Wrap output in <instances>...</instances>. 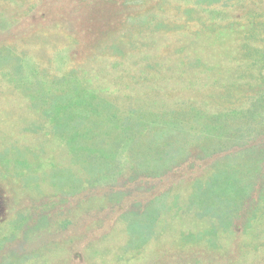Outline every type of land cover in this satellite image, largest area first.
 I'll return each instance as SVG.
<instances>
[{
    "label": "rangeland",
    "instance_id": "rangeland-1",
    "mask_svg": "<svg viewBox=\"0 0 264 264\" xmlns=\"http://www.w3.org/2000/svg\"><path fill=\"white\" fill-rule=\"evenodd\" d=\"M0 264H264V0H0Z\"/></svg>",
    "mask_w": 264,
    "mask_h": 264
},
{
    "label": "trees",
    "instance_id": "trees-1",
    "mask_svg": "<svg viewBox=\"0 0 264 264\" xmlns=\"http://www.w3.org/2000/svg\"><path fill=\"white\" fill-rule=\"evenodd\" d=\"M168 146H170V145H168ZM175 150L177 151L178 149L177 148H175ZM144 164V165H143ZM165 163H161L160 165H164ZM139 166H143L146 170H147V166H146V164L145 163H142V164H138ZM160 165H158V166H160ZM157 166V165H156ZM212 184H215V183H212ZM250 184H248V185H245L244 186V189H246V187L247 186H249ZM158 197V196H157ZM231 199H228V200H226V202H229ZM232 201V200H231ZM215 202H217L218 204L221 202V200L220 199H218V198H215L214 200H213V204H215ZM233 202V201H232ZM156 204H158V203H156ZM233 204H235V203H233ZM131 205V204H130ZM129 205V206H130ZM151 211L150 210H148V211H146V215L148 214V213H150ZM153 220V219H152ZM134 223L135 224H137V219H135L134 220Z\"/></svg>",
    "mask_w": 264,
    "mask_h": 264
}]
</instances>
